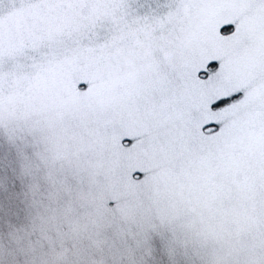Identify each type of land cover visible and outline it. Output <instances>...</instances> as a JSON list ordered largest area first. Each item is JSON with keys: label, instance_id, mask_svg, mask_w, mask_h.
Segmentation results:
<instances>
[{"label": "snow or ice", "instance_id": "obj_1", "mask_svg": "<svg viewBox=\"0 0 264 264\" xmlns=\"http://www.w3.org/2000/svg\"><path fill=\"white\" fill-rule=\"evenodd\" d=\"M0 264H264V0H0Z\"/></svg>", "mask_w": 264, "mask_h": 264}]
</instances>
